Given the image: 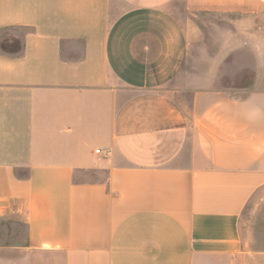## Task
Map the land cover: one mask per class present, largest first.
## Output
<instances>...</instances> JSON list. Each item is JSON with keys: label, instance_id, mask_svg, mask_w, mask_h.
I'll return each mask as SVG.
<instances>
[{"label": "crops", "instance_id": "0c3cea01", "mask_svg": "<svg viewBox=\"0 0 264 264\" xmlns=\"http://www.w3.org/2000/svg\"><path fill=\"white\" fill-rule=\"evenodd\" d=\"M11 29L0 264H264V0H0Z\"/></svg>", "mask_w": 264, "mask_h": 264}, {"label": "rangeland", "instance_id": "374dc122", "mask_svg": "<svg viewBox=\"0 0 264 264\" xmlns=\"http://www.w3.org/2000/svg\"><path fill=\"white\" fill-rule=\"evenodd\" d=\"M23 29H11L4 33V40L0 41V51L7 53L9 50H14L16 42L18 46H22V41L19 36L24 33ZM13 35H18L19 38H12ZM252 73L231 72L224 74L223 86L227 88H239L248 86L253 79ZM241 228L244 233V238L254 243V238L257 236V230L264 228V191L257 193L251 199L250 203L244 210L241 216ZM26 236V228L18 219L2 220L0 219V243H15L23 240ZM255 245H253L254 247Z\"/></svg>", "mask_w": 264, "mask_h": 264}, {"label": "trees", "instance_id": "16d2710c", "mask_svg": "<svg viewBox=\"0 0 264 264\" xmlns=\"http://www.w3.org/2000/svg\"><path fill=\"white\" fill-rule=\"evenodd\" d=\"M14 46H16V48L14 50H9L7 53V55L11 56V57H18L21 55L22 50H23V46H18V44L15 42Z\"/></svg>", "mask_w": 264, "mask_h": 264}, {"label": "built area", "instance_id": "2783aa9c", "mask_svg": "<svg viewBox=\"0 0 264 264\" xmlns=\"http://www.w3.org/2000/svg\"><path fill=\"white\" fill-rule=\"evenodd\" d=\"M100 151H101V150H100V149H98V150L96 151V153H100Z\"/></svg>", "mask_w": 264, "mask_h": 264}]
</instances>
